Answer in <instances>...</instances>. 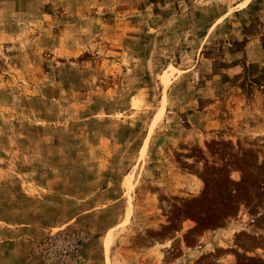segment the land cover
<instances>
[{
	"label": "rangeland",
	"instance_id": "374dc122",
	"mask_svg": "<svg viewBox=\"0 0 264 264\" xmlns=\"http://www.w3.org/2000/svg\"><path fill=\"white\" fill-rule=\"evenodd\" d=\"M253 221L264 0H0V264H164L230 222L264 264Z\"/></svg>",
	"mask_w": 264,
	"mask_h": 264
},
{
	"label": "crops",
	"instance_id": "0c3cea01",
	"mask_svg": "<svg viewBox=\"0 0 264 264\" xmlns=\"http://www.w3.org/2000/svg\"><path fill=\"white\" fill-rule=\"evenodd\" d=\"M187 184L191 185V181H188ZM258 215L261 216V214ZM239 224L240 220L236 222V225ZM236 225L234 222H230L223 228L217 229L215 231L200 232V234L196 236L193 246H191L190 248H184V250H178L176 257L174 258L169 253V251H171L170 247L169 249H166L167 247H164L162 251L165 259L164 264H188L189 261L205 256L209 254L210 251L212 252V250L219 251V257L216 260L218 264H233L237 255V247H235L232 243L234 235L238 233V231L233 230L234 228H236ZM248 226L254 229L253 231H250L253 235L260 236L261 238L264 237L263 224L260 225L256 221H253L252 225L247 224V227ZM192 229V225L181 222L177 235H182L186 232L191 231ZM208 246L210 247V249H206ZM152 249L153 247L151 246L144 247L145 253H149ZM257 250L260 251L261 254H257L255 252H246V255L248 257L253 256L264 258V247L261 246V248Z\"/></svg>",
	"mask_w": 264,
	"mask_h": 264
}]
</instances>
